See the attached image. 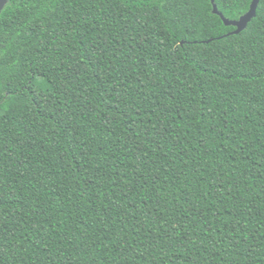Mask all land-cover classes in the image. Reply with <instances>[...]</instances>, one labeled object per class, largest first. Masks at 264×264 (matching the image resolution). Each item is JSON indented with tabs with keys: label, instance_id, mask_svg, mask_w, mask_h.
Here are the masks:
<instances>
[{
	"label": "trees",
	"instance_id": "obj_1",
	"mask_svg": "<svg viewBox=\"0 0 264 264\" xmlns=\"http://www.w3.org/2000/svg\"><path fill=\"white\" fill-rule=\"evenodd\" d=\"M251 1L7 0L0 264H264Z\"/></svg>",
	"mask_w": 264,
	"mask_h": 264
},
{
	"label": "water",
	"instance_id": "obj_2",
	"mask_svg": "<svg viewBox=\"0 0 264 264\" xmlns=\"http://www.w3.org/2000/svg\"><path fill=\"white\" fill-rule=\"evenodd\" d=\"M260 0H252L249 11L242 16L238 21H229L225 19L218 11L215 5H213V13L219 15L225 26H231L235 28V31L231 32L232 35H238L246 29L248 23L256 16L257 6ZM7 0H0V13L4 9ZM213 3V1H212Z\"/></svg>",
	"mask_w": 264,
	"mask_h": 264
}]
</instances>
